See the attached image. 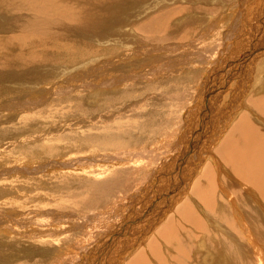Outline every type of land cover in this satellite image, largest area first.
<instances>
[{
	"label": "rangeland",
	"instance_id": "obj_1",
	"mask_svg": "<svg viewBox=\"0 0 264 264\" xmlns=\"http://www.w3.org/2000/svg\"><path fill=\"white\" fill-rule=\"evenodd\" d=\"M168 10V21L158 18ZM153 17L167 27L161 45L138 31ZM101 26L81 35L77 55L67 58L58 53L64 43L55 45L49 52L56 64L0 78V264H128L190 198L196 169L217 159L226 117L215 115L236 108L235 99L264 95L255 93L264 89V53L254 55L263 46L264 0H133L116 6ZM187 26L193 28L184 32ZM62 65L72 68L69 76L59 74ZM71 74H87L95 86L82 83L73 94L82 99L59 102ZM154 84L161 91H152ZM206 215V240L228 242L216 209ZM208 258L202 264L212 263Z\"/></svg>",
	"mask_w": 264,
	"mask_h": 264
},
{
	"label": "bare ground",
	"instance_id": "obj_2",
	"mask_svg": "<svg viewBox=\"0 0 264 264\" xmlns=\"http://www.w3.org/2000/svg\"><path fill=\"white\" fill-rule=\"evenodd\" d=\"M132 1L133 0H0V78L9 76L15 72H17L18 75L26 74V71L34 66L42 68V65L50 63L51 65L56 64V58L49 52L53 51V46L55 45L64 43L65 51L63 50L64 52L61 51L58 53L65 54L67 58L77 55L78 50H80L79 46L85 45L82 43L81 35L87 36L97 33L99 29L101 30L103 28V26H101L102 20L114 12L116 6L121 5L122 2L130 3ZM173 14V10H168L162 15H159L158 18L168 21ZM154 20L155 18L153 17L151 20L148 19L140 24L138 26V31L142 33L146 39L148 35L151 34L153 37L152 39H154L158 45H161L162 41H166L168 38V36L165 35L167 27ZM256 25L259 26V24ZM192 28L193 27L187 26L184 27L183 30L185 32ZM252 30L254 33L256 32L255 27H252ZM206 35L207 34L200 37L198 41L202 42ZM262 36L263 46L261 48H264V34ZM67 41L68 43L66 44ZM101 43L103 44V42ZM261 48L256 50V54H254L257 59L264 53ZM238 58L240 57L238 56ZM141 59H143V57ZM242 59L243 58L239 60ZM157 60L159 63V59ZM91 61L95 60L93 59ZM254 62L255 60L252 61L251 65ZM140 64L142 63L140 62ZM143 65H145V63H143ZM59 69L63 70L59 74L66 76H69L73 71L70 70L72 68H67V65L65 67L62 65L57 70ZM262 69L264 70V66ZM72 76L70 77V83H72L71 87L67 88L65 92L68 96H61L62 98H60L61 100H59V102H63L62 99H82V97H74L73 94L75 88L77 90L79 86H84L83 84H85L88 89L91 87L90 90L95 86L86 81L90 79V76L87 74L84 75L81 80H79L81 76L77 78L75 77L76 74ZM168 77L171 81V79H175L178 75L174 74ZM248 77L247 75V78ZM153 78L152 81L154 82L155 80H153ZM51 82L52 81H50V83ZM67 82L69 81H66V83ZM74 83L78 84V87L76 85L73 87ZM183 83L181 84L183 85ZM153 86L156 88L151 89L152 91H161V89H157L159 88L158 85L154 84ZM168 86L169 84L166 86L167 90L164 89L165 92H170ZM257 90L258 91L255 93H264V89L261 88V86L258 87ZM94 94L95 93H90V96ZM153 97L155 96H152V98ZM150 98L151 96L148 99ZM250 98L251 97H249L246 102L243 98L235 99V101L238 102H235L236 104H239V101H241L236 108H228L229 110H227L226 113L220 111L215 115L216 117L221 115L223 118L226 117L221 124L222 130L221 134H219V145L215 146L217 162L216 160H212V162L206 164L204 168L203 166H199L196 169L195 173H199L198 176H200L197 177L198 179L195 183L193 182V187L191 185L192 188L189 191L190 200L186 199L179 205L174 214L169 216L162 227L157 231L153 230L154 236H152L148 243L138 251L136 256L130 260L128 264H202L206 255L211 258H208L212 262L210 264H216L218 259L222 260L220 264H251V262L254 261L255 264H264V248H262L261 243L257 241L260 240L264 244V232L261 229L264 223H262L260 219L264 214V133L260 132V125H264V95L257 97L252 96V98ZM66 101L68 100L64 102ZM158 103L159 100L155 108H158ZM231 105L232 104H230V106ZM242 109H244V111H250L254 119L249 113L241 112ZM253 114H255V116ZM215 116L212 118L214 124L217 123V118H215ZM23 121L27 123L26 128H29V118L26 117ZM255 122H257V126L254 125ZM22 125L24 126L25 124ZM24 127H20V129ZM146 127H149V125ZM109 128L107 130H109ZM148 129L150 130L151 128ZM116 130L118 131V129ZM128 130L129 132L126 131V134L130 135L132 129ZM97 132L99 133V130ZM120 133L122 134L123 132L119 131L116 134ZM104 141L106 149H111L110 145L112 143L110 142L111 144L109 145L108 139ZM126 141L124 142L126 143ZM112 146L113 149L116 148L117 150L122 147V143L117 141ZM124 147L126 148L128 146L126 145ZM210 152L212 153V151ZM199 155L201 156V154ZM169 166L170 165L167 166V169ZM193 169L194 167L191 169L192 172ZM80 177L81 176H79V178ZM191 179L192 176L190 177V180ZM247 197H249L250 206L246 201ZM214 209L217 211L215 217L216 226H222L219 232L222 234V237L228 239V242L221 238L218 239V241L206 240L205 232L203 231L205 228L204 216L206 217V221L209 220L206 211L207 213H212ZM223 209H227L224 214V220L227 226L221 221L220 214ZM194 232L196 234H202V239L197 246L194 245L192 241L196 235L193 234ZM53 243L55 244V242ZM56 247H58V245ZM249 249H251V254H253L251 256H249ZM261 249L263 251L262 254L258 253ZM197 251H201L203 255L201 263L196 261V259H199ZM91 257L90 255L89 258Z\"/></svg>",
	"mask_w": 264,
	"mask_h": 264
},
{
	"label": "water",
	"instance_id": "obj_3",
	"mask_svg": "<svg viewBox=\"0 0 264 264\" xmlns=\"http://www.w3.org/2000/svg\"><path fill=\"white\" fill-rule=\"evenodd\" d=\"M86 257V256H85ZM87 259H89L88 257H87Z\"/></svg>",
	"mask_w": 264,
	"mask_h": 264
}]
</instances>
